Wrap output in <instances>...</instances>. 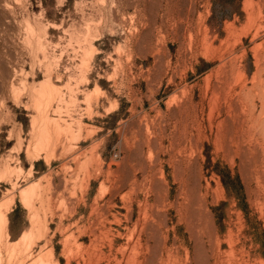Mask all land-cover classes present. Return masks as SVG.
Segmentation results:
<instances>
[{"label": "rangeland", "instance_id": "obj_1", "mask_svg": "<svg viewBox=\"0 0 264 264\" xmlns=\"http://www.w3.org/2000/svg\"><path fill=\"white\" fill-rule=\"evenodd\" d=\"M0 12V264H264V0Z\"/></svg>", "mask_w": 264, "mask_h": 264}, {"label": "bare ground", "instance_id": "obj_2", "mask_svg": "<svg viewBox=\"0 0 264 264\" xmlns=\"http://www.w3.org/2000/svg\"><path fill=\"white\" fill-rule=\"evenodd\" d=\"M3 13L2 12H0V26H2L3 24H4V21H3ZM4 28V27H3ZM6 28V27H5ZM231 63V62H230ZM224 66V65H223ZM223 66H221V67H223ZM228 67V66H227ZM226 68V67H225ZM231 68V67H230ZM236 69V70H235ZM223 70V69H222ZM241 70H239V69H237V68H234L233 66H232V69H231V74H233V75H236V77H235V79L237 80V79H240V76H241V72H240ZM229 72V71H228ZM226 74V73H225ZM224 75V74H223ZM219 78V77H218ZM222 82V84L220 83V85L219 86H216V87H214V89H213V91H212V95H211V97L209 98L210 100H209V102H210V110L211 111H213L217 106H218V98H220V97H223L222 99H223V103H224V105H225V107H226V109H227V117L228 116H230V118H232L231 116H232V106H233V96H232V86H233V83H231V80H230V77H229V73L224 77V80H222L221 81ZM219 84V83H218ZM243 87V86H242ZM241 87V88H242ZM258 90V92L257 93H254V90ZM244 90V89H243ZM249 91H252V93H253V95L254 96H259L260 94H262V97H263V106H264V79H259V80H257L256 82H254V84H253V86L252 87H250L249 89H248ZM239 91V90H238ZM234 92V91H233ZM240 92V91H239ZM221 98H220V100H222ZM211 113V112H210ZM226 118V117H225ZM236 118V117H235ZM241 118V117H240ZM239 118V119H240ZM234 119V118H233ZM232 119V120H233ZM239 119H237L236 118V120H234V121H236V128H237V132L239 133V129H240V127H241V125H242V127H243V122L241 123L240 121H243V119L242 120H239ZM224 120L225 119H222V120H220L219 121V123H222V122H224ZM226 120H227V118H226ZM241 130H242V128H241ZM236 132V131H235ZM241 134V133H240ZM242 134H243V130H242ZM234 135H236V134H234ZM233 135V136H234ZM241 136H243V135H241ZM238 137V135L237 136H235L234 138H237ZM233 138V139H234ZM244 139V138H243ZM235 140H237V139H235ZM241 140V139H240ZM113 171V170H112ZM118 173V172H117ZM114 174V173H113ZM119 176V175H118ZM163 176V175H162ZM136 179V178H135ZM114 180V179H113ZM115 181V180H114ZM120 181V180H119ZM124 182V181H123ZM117 184L115 183V186H116ZM121 185V184H120ZM116 187H118V186H116ZM108 201H110V200H108ZM147 202V201H146ZM147 204V203H146ZM148 204H149V202H148ZM73 206H74V204H73ZM75 212V211H74ZM129 213V212H128ZM116 216V215H115ZM103 218V217H102ZM105 218V217H104ZM118 219V218H117ZM120 219V218H119ZM118 221V220H117ZM122 221V220H121ZM136 225H140L141 226V231H143V230H145V228H146V226L148 225V221H147V219L145 218V217H138V219H137V221H136ZM155 230V229H154ZM156 232V231H155ZM120 234V233H119ZM157 235V233H154V235ZM150 235H152V237H153V230H152V234H150ZM155 235V236H156ZM160 236V235H159ZM151 237V236H150ZM151 237V238H152ZM150 238V239H151ZM157 238V237H156ZM155 241V240H154ZM167 241H168V235L166 234V236H164V243H163V245L164 246H162L163 248V250L165 251V250H168V247H167ZM151 242V241H150ZM150 242H149V239L147 240V241H145V242H143L142 241V239H141V235L139 234L138 235V237L136 238V240H135V243H134V246L133 247H137V250H133V252H131L132 254H131V260H132V262H133V264H150V262L151 261H153L154 260V258H156V257H153V249H152V246H151V244H150ZM156 243V242H155ZM156 244H158V242L156 243ZM161 244V243H160ZM155 246V245H154ZM155 250V249H154ZM158 250V249H157ZM156 250V251H157ZM160 250V249H159ZM159 252V251H158ZM158 254V253H157ZM156 254V255H157ZM156 255H154V256H156ZM160 255V254H159ZM158 256V255H157ZM158 258V259H157ZM156 259H157V263L158 264H163V261H162V258H161V256H158Z\"/></svg>", "mask_w": 264, "mask_h": 264}]
</instances>
